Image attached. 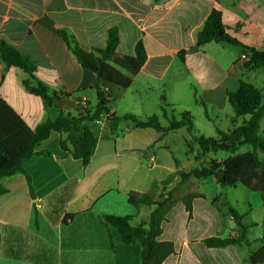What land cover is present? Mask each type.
I'll list each match as a JSON object with an SVG mask.
<instances>
[{
	"label": "crops",
	"instance_id": "0c3cea01",
	"mask_svg": "<svg viewBox=\"0 0 264 264\" xmlns=\"http://www.w3.org/2000/svg\"><path fill=\"white\" fill-rule=\"evenodd\" d=\"M213 9L222 11L227 33L240 45L211 42L196 46L197 33ZM111 28L118 29V55H134L140 41L147 54L132 84L108 105L110 114L117 117L134 115L146 121L157 115L159 122L160 116L167 121L162 112L165 107L169 117L176 109L180 116L189 112L195 120L190 106L203 103L197 99L192 79L218 109L216 93L222 95L224 106L229 103L228 92L236 91L241 80L250 81L251 73L264 69L249 70L241 59L244 47L264 50V0H0V40L26 55L35 64L38 79L60 95L48 113L43 100L26 90L27 74L0 62V127L24 124L34 131L60 113L78 117L82 109L94 112L99 102L97 75L81 66L61 31L91 52L106 46ZM231 47L239 51L234 60L229 58ZM181 51H186L184 62ZM184 83L189 85L187 90ZM178 93L186 97L188 106ZM127 94L137 98L130 99L128 112L118 115L116 106ZM219 110L212 116L205 112L215 136L217 129L229 130L235 116H225L230 126H219L224 117ZM108 116L103 112L81 125L98 138L87 166L62 150L60 143L67 134L52 132L36 148L38 153L23 161L33 195L25 174L1 179L8 191L0 195V264H142L141 244L124 243L102 217L132 216L133 225L148 221L151 208L129 204V193L150 192L182 170L177 155L182 152L188 159L192 138L186 128L161 133L152 127H136L130 119L122 120L111 134ZM244 120L239 118L237 123ZM160 124L166 127L168 121ZM198 150V146L193 149V159ZM258 155L264 159L263 152ZM239 182L251 188L246 181ZM252 190L261 192L264 208V189ZM201 195L193 201L191 216L181 200L184 196L167 213L159 240L172 242L175 253L162 264H251V256L264 246V215L252 218L244 231L228 212L233 207L223 197ZM210 237L240 243L209 248L204 240Z\"/></svg>",
	"mask_w": 264,
	"mask_h": 264
},
{
	"label": "trees",
	"instance_id": "16d2710c",
	"mask_svg": "<svg viewBox=\"0 0 264 264\" xmlns=\"http://www.w3.org/2000/svg\"><path fill=\"white\" fill-rule=\"evenodd\" d=\"M222 16L220 9H213L202 29L197 33V47H202L211 42L240 45L236 39L227 33ZM61 34L81 66L97 75L98 105L94 112L82 109L78 117L60 113L54 119L48 118L34 131L26 129L24 124L8 129L0 127V195L8 191L1 183V179L19 173L26 175L30 192L32 195L34 194L32 180L23 168V161L37 154L36 148L42 141L48 139L52 132L67 134V139L60 143L62 150L68 151L74 158L80 159L83 166H87L96 151L98 138L88 127L82 130L81 125L84 122L96 120L103 112L109 114L108 126L111 134L116 132L122 120L127 119H130L136 127H152L161 133L186 128L193 142L200 148L203 156L209 153H218L219 151L235 154L241 147L249 146L251 147L249 158L253 165L264 172V159H261L258 155L259 151L264 153V137L260 135L261 121L264 118V94L261 89L247 81L241 80L236 91L227 93L235 116L231 119V128L227 131L217 129V136L208 137L198 134L195 130L194 119L189 112H183L180 118L175 115L169 117L165 107H162V112L168 121V126L166 127L160 124L157 115L151 116L146 121H140L134 115L117 117L110 114L108 105L112 99L120 98L122 92L132 84V76L137 75L145 64L147 54L142 42L137 43L134 55L120 56L117 54L119 44L117 28L109 30L107 44L104 48H93L91 52L83 50L78 45V42L64 31H61ZM244 48L245 53L249 55V60L244 63L246 67H250L253 70L264 67V50L255 47ZM185 54L186 51L179 53V57L183 62L185 61ZM0 62L8 67L16 66L22 69L28 76L23 81L26 90L43 100L48 113L52 111L54 100L60 98V95L50 91L38 79L34 63L4 39L0 40ZM120 69L127 71L130 76L125 75ZM206 115L208 116L207 112ZM239 118H245L244 122L238 124L237 119ZM188 148L193 150L190 143H188ZM195 159L199 160L198 154ZM227 174L228 172L223 163L213 160L207 167L200 166L189 172L177 171L170 175L164 183L169 184L175 177H180V182L185 183L192 177L201 180L213 176L217 183L226 186L227 183H231L226 182ZM155 186L152 187L150 192H131L128 195L129 204L135 207H152L148 221L143 220L137 225H133L132 216L104 215L102 217L104 223L118 231L124 243L141 244L142 264H162L170 255L175 253L174 244L169 241H160L159 237L163 231L162 222L166 219L167 213L177 203L178 199L170 192L161 201H156L152 194ZM197 197H202V195L189 193L181 199L190 216L193 211V201ZM228 212L246 231L241 215L233 208H229ZM35 215V223L38 226L37 210ZM204 243L209 248H222L239 244L240 241L233 238L210 237L205 239ZM251 264H264V246L251 256Z\"/></svg>",
	"mask_w": 264,
	"mask_h": 264
},
{
	"label": "rangeland",
	"instance_id": "374dc122",
	"mask_svg": "<svg viewBox=\"0 0 264 264\" xmlns=\"http://www.w3.org/2000/svg\"><path fill=\"white\" fill-rule=\"evenodd\" d=\"M235 47H231V52L229 54V58L235 59L239 55V51L237 49H234ZM242 59V58H241ZM247 61H244V63ZM248 69L250 67H247ZM250 70V69H249ZM250 81L255 86L263 89L264 94V69L258 70L255 73H251ZM195 81V80H194ZM193 79L191 81L192 88L194 87L197 90V99L203 103L201 104H194L191 105L190 108H192V114L195 118L194 124H195V130L200 135L205 136H215L216 133L212 128V125L208 122L205 112L209 114L210 116L215 115L216 111L220 109V113L224 114V117H221L219 121V126L225 127L230 126L229 122L227 121V118L225 116L233 115L234 110L232 106L227 102L224 106L222 104L224 103V99L222 95L216 93L215 94V101L217 104L221 105L218 109L216 106H212L208 102V95L203 94V90H201L200 86L194 82ZM185 89L189 86L187 83H184ZM183 93V92H181ZM218 94V95H217ZM180 96L181 102L185 104V106H188V104L185 101L186 97H182L180 93L177 94ZM137 98V96H135ZM135 98L132 96H126L124 101H121L117 104V112L118 115L128 112L129 110V103L130 99L135 100ZM158 99V98H157ZM160 101V98H159ZM180 111L175 109V116L177 118L180 117ZM145 114H150L145 113ZM160 122L162 124H167V121H165L160 116ZM264 137V134H263ZM190 144L192 145L193 149L196 148L197 144L193 142V140L190 141ZM251 150V147L249 146H243L240 148V150L235 153H228V152H216V153H209L206 156L202 155V152L199 148L198 150V157L199 160L193 159V156H190L193 150H190L188 148V159L185 158L184 153L180 152L178 153V157L182 163L183 169L182 171L189 172L193 170L194 168L200 167V166H209V164L213 160L220 159L223 163V166L226 167V171L228 172L226 176V182H231L229 185L231 186H222L219 183H217L216 179L213 176L208 177L207 179H201L198 180L196 178H190L187 182L181 183L180 177H178V183L174 184V179H172L169 184L164 183V181L161 183V185H156L153 188V197L156 201H161L164 199L168 193L172 192L173 196L176 199L182 198L187 192L190 191H197L203 195H206L210 198H214L216 196H221L223 199H225V202H228L231 204V206L237 210L238 214L241 215V220L243 225L246 227V231L248 230L247 223L253 218H258L260 215H264V208L263 203L261 200V192L254 191L252 189H264V173L261 169L255 167L249 158V152ZM145 164V163H144ZM146 165V164H145ZM167 180V178H166ZM243 180L246 181L249 184L248 188L246 186H243L239 181ZM152 210V207H150ZM227 217H230L229 214Z\"/></svg>",
	"mask_w": 264,
	"mask_h": 264
},
{
	"label": "built area",
	"instance_id": "2783aa9c",
	"mask_svg": "<svg viewBox=\"0 0 264 264\" xmlns=\"http://www.w3.org/2000/svg\"><path fill=\"white\" fill-rule=\"evenodd\" d=\"M241 58H242V61H248L249 55L247 53H244Z\"/></svg>",
	"mask_w": 264,
	"mask_h": 264
}]
</instances>
